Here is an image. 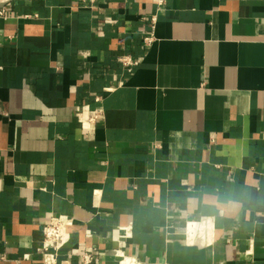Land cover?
Wrapping results in <instances>:
<instances>
[{
	"label": "crops",
	"instance_id": "crops-1",
	"mask_svg": "<svg viewBox=\"0 0 264 264\" xmlns=\"http://www.w3.org/2000/svg\"><path fill=\"white\" fill-rule=\"evenodd\" d=\"M0 9V264H264V0Z\"/></svg>",
	"mask_w": 264,
	"mask_h": 264
},
{
	"label": "built area",
	"instance_id": "built-area-1",
	"mask_svg": "<svg viewBox=\"0 0 264 264\" xmlns=\"http://www.w3.org/2000/svg\"><path fill=\"white\" fill-rule=\"evenodd\" d=\"M84 3H88L90 5L94 4L97 0H80ZM158 5H163L165 0H156ZM4 15V10L0 9V16ZM33 17H37V15H33ZM156 20L155 16L151 17L152 28L154 27V22ZM152 40V35H147L144 37V41L146 43H150ZM120 61L126 65L131 66L137 63V61L132 60L128 56H124L120 58ZM100 97L96 96L95 101H99ZM100 112H95L90 120H95L98 118ZM43 231V245L42 250L44 253V262L45 264H71L68 259H63L58 261L57 256L59 250L65 245L67 238V221L61 217L51 216L42 226ZM95 249L92 251L84 253L80 256V260L82 264H88L94 260Z\"/></svg>",
	"mask_w": 264,
	"mask_h": 264
}]
</instances>
